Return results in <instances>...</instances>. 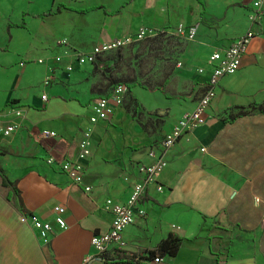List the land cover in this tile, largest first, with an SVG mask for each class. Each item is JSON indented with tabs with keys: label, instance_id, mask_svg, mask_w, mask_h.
<instances>
[{
	"label": "crops",
	"instance_id": "crops-1",
	"mask_svg": "<svg viewBox=\"0 0 264 264\" xmlns=\"http://www.w3.org/2000/svg\"><path fill=\"white\" fill-rule=\"evenodd\" d=\"M23 1L0 0L6 11L0 15V126L17 125L9 136L0 133V264H117L99 259L90 245L93 234L110 229L105 200L128 201L142 178L137 166L153 162L148 152H159L163 136L202 95L211 73L206 59L250 29L254 36L240 67L218 82L203 123L164 156L162 190L146 188L138 204L144 215L134 217L121 244L108 252L120 249L145 264H264V6L255 11L251 0H45L32 11ZM21 22L24 27L7 29ZM179 23L197 25L184 51L191 70L144 94L135 93L139 85H124L111 117L90 123L91 104L112 91L105 70L111 62L78 64L70 55L140 28L167 31ZM56 37L70 48L60 62L54 60ZM44 131L55 136L41 137ZM49 155L78 161L81 181L47 164ZM58 205L65 229L55 222ZM31 216L51 224L48 242ZM170 233L182 238L176 255L149 260Z\"/></svg>",
	"mask_w": 264,
	"mask_h": 264
},
{
	"label": "built area",
	"instance_id": "built-area-1",
	"mask_svg": "<svg viewBox=\"0 0 264 264\" xmlns=\"http://www.w3.org/2000/svg\"><path fill=\"white\" fill-rule=\"evenodd\" d=\"M264 6V0H251L250 7L259 11ZM152 32L146 28H140L134 35L115 38L110 42H102L94 46L90 51L82 54H77L73 58V61L82 64L85 62H93L96 58L100 57L102 54L110 51L120 49L127 46L133 40H140L148 33ZM174 32L177 36L182 37L186 40H194L197 32V25H185L179 23ZM254 36L253 30H247L240 36H238L234 41H232L228 46L214 50L207 59V64L211 67V73L208 77L207 83L204 86L203 93L197 100L195 107L188 112H185L182 117L173 124L171 130L166 133L160 141L159 152L150 150L148 152L149 157L153 159V162L149 165L140 164L137 166L138 172L142 175L140 181L135 182L133 186V191L128 201L125 203H116L111 199H106L103 204V209L112 214V221L110 229L104 233H95L91 236L90 245L94 248L97 256L107 253L109 249L114 245L121 244V234L124 228L134 221L136 215H144V210L141 209L138 204L150 184H154L157 191H161L162 187L158 183V177L165 168L167 162L165 155L173 147L176 141L182 137L184 134L192 133L197 127L203 123V117L206 109L208 108L210 102L215 96L216 87L218 82L225 76L234 74L240 67V59L243 52L246 49V45ZM56 60H59L56 58ZM39 63L42 62L41 59L38 60ZM71 65L66 66L67 71H71ZM202 72V69H198ZM125 91V86L122 83H118L113 86L112 91L109 95L105 97H100L96 99L91 104V112L88 116L90 123L95 124L98 121H104L111 117L113 109L122 103V96ZM45 98V96H42ZM19 115V113H16ZM17 128L16 124H8L5 126H0V133L4 136H9ZM41 137L55 136L54 132H41ZM81 151L78 154L79 158H84L86 155V144L85 141L80 143ZM201 150H204L202 148ZM46 162L49 165L57 163L60 169L68 175V177L75 183L81 181L83 168L82 165L76 160H61L56 161V159L49 155L46 158ZM90 188L87 187L86 190ZM55 213V222L57 225L65 229L66 224L63 219V213L65 212L64 207L55 206L53 209ZM27 218L21 217V221H26ZM34 229L37 231L41 240L46 243L48 242L49 235L52 233V226L50 223L42 222L35 216L29 218ZM90 257H85L83 262H90ZM154 262L161 261L160 257L153 259Z\"/></svg>",
	"mask_w": 264,
	"mask_h": 264
},
{
	"label": "rangeland",
	"instance_id": "rangeland-1",
	"mask_svg": "<svg viewBox=\"0 0 264 264\" xmlns=\"http://www.w3.org/2000/svg\"><path fill=\"white\" fill-rule=\"evenodd\" d=\"M24 6L29 10L37 11L44 8L46 2L45 0H29ZM10 8L9 5L6 20L12 18L13 8ZM4 9L0 11L1 16L5 15L6 11ZM5 33L7 36V32ZM41 38L42 36L38 35L34 41L39 43L37 48H41V44L44 43ZM54 42L57 45L56 47H59V52L54 55V60L60 62L61 57L70 52V48L67 45V39L64 37H56ZM191 43V41L177 36L174 28L167 31H152L142 39L133 40L127 46L106 52L98 58L107 59L111 62L105 68L108 75L106 81L109 87H113L117 83L123 85L134 83L136 86L139 85L135 88V93L144 94L146 91L158 90L173 75L191 70L187 55H184V51H187ZM4 44L5 38L0 35V46L2 47ZM75 55L71 54L69 59L73 60ZM38 56H43V54L40 53ZM56 58L59 60H56ZM199 68L194 67V71L197 72Z\"/></svg>",
	"mask_w": 264,
	"mask_h": 264
},
{
	"label": "trees",
	"instance_id": "trees-1",
	"mask_svg": "<svg viewBox=\"0 0 264 264\" xmlns=\"http://www.w3.org/2000/svg\"><path fill=\"white\" fill-rule=\"evenodd\" d=\"M237 6H242V5L237 4ZM24 26L25 25L23 22L17 23V24L9 23L7 25V29L10 27H24ZM181 242H182L181 237L175 234H172V233L168 234L167 237L159 243L157 251L149 252L148 259L153 260L154 258L158 256L159 257H163V256L174 257L180 248ZM98 258L104 262L117 263V264H120V263L145 264V263L138 261L136 259L135 254H131V253H128L120 249H115L113 251V254H111L110 252L101 254L98 256Z\"/></svg>",
	"mask_w": 264,
	"mask_h": 264
}]
</instances>
